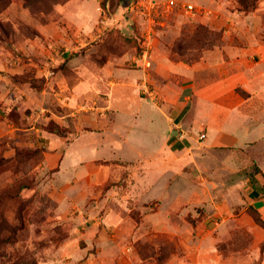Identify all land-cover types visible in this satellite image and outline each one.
Listing matches in <instances>:
<instances>
[{"label":"rangeland","instance_id":"374dc122","mask_svg":"<svg viewBox=\"0 0 264 264\" xmlns=\"http://www.w3.org/2000/svg\"><path fill=\"white\" fill-rule=\"evenodd\" d=\"M40 1L45 0H0V264H201L205 259L200 255L201 239H217L221 220L215 213L219 206H239L241 211L246 209L252 218H257L241 192L245 189L243 186L228 192L227 201L223 197L225 188L235 184L231 173L225 170L229 177L226 179L221 173L224 170H220L221 162L225 158L213 156L201 162L199 156L190 158L191 153L188 157L184 153L176 156L174 165L169 164L173 161L168 158L164 161L166 164H159L158 168L153 166L154 172L149 171L151 166L142 159L131 164L129 161L120 162L127 168L123 180L118 185L106 186L103 193H97L85 204H80L74 202L75 196L72 197L71 181L56 176L57 170L46 167L47 140L43 134L47 132L62 138L76 136L75 119H78L76 123L88 116L103 120L106 114L95 113L105 103L111 105V87L102 83L103 79L107 81L105 67L110 60H115L116 64L124 60L122 65L113 69L115 75L127 74L140 82V91L133 93L131 103L136 105L144 100L150 106L135 121L129 115H117L118 109L111 108L112 113L106 115L107 121L127 126L134 123L127 132L128 147L138 149L141 155L145 154L139 148L141 143L159 144L166 133V123L158 114V108L165 101L156 94L157 85L150 81L154 67L152 65L148 71L144 69L142 54L148 51L153 61L155 46L170 44L179 55L187 54V61H197L202 43L222 42L220 33L195 23L197 17L209 12L192 2L202 9L199 13L181 10L174 14V18L156 19V23H152L150 19L140 18L127 10L110 32L107 31V21L102 20L101 30H95L94 36L71 37V44L65 42L63 45L41 34V24L47 25L58 19L56 12H47L46 3L41 5ZM241 1L244 10L248 8V11L255 10L259 4V0ZM123 20L128 23L121 24ZM169 20L185 24L172 32L165 25ZM189 44L190 49L185 48ZM70 62L80 65L78 68L83 74H92L97 79L99 83L94 80L92 88L104 89L101 99L87 97V89H82L84 93L80 91L81 95L67 101L68 104L55 96L54 90L60 91L58 76L67 78L72 86L77 84L73 80L75 72L69 67ZM81 80L79 83L83 88ZM70 110L77 111L76 118L70 116L61 120V116ZM80 125L91 124L85 121ZM95 138V135L91 136L90 141L94 142ZM129 148L127 156L133 157ZM162 156L167 157L166 154ZM172 165L178 170L171 168ZM164 167L166 170H162ZM139 168L142 180L138 182L152 183L153 188L148 191V196L138 197L136 201L128 193V210H121L122 218L125 221L129 216L133 222L127 226L122 221H115L107 228V218H104L107 195L101 194H107L111 188L124 190L130 187L134 191L136 180L133 173ZM242 173L240 178L245 182L246 170ZM168 189H175L177 193L171 195ZM118 196L113 200L119 199ZM116 204L118 202L114 201L111 205ZM179 207L190 208L186 217L192 227L187 234H183L186 232L183 228H170L174 232L168 234L171 231L153 229L149 222L142 220L143 215L159 208L178 212L175 209ZM91 210L98 221H91L84 215L82 218L90 222L89 225L79 224L77 216ZM198 223H202L204 230L197 229ZM120 232L128 234V238L114 237ZM100 234L105 238L101 239ZM181 236L194 242L192 246L196 248L186 252L182 242L189 245L190 240ZM252 238L246 229H234L228 245L220 244L217 248L220 252H235V264L264 263V258L253 260L255 247ZM261 251L264 252V243Z\"/></svg>","mask_w":264,"mask_h":264},{"label":"crops","instance_id":"0c3cea01","mask_svg":"<svg viewBox=\"0 0 264 264\" xmlns=\"http://www.w3.org/2000/svg\"><path fill=\"white\" fill-rule=\"evenodd\" d=\"M175 1L180 4L196 2L205 7L209 13L197 17L195 23L220 33L222 42L210 47L201 46L199 59L195 62L187 61V56L178 55L170 44H158L153 49L154 59L151 61L154 68L150 81L157 85L156 94L165 101L163 106L158 108V114L166 123V133L161 142L141 143L139 148L145 151V154L141 155L138 149L128 147L127 132L133 128L134 123L128 126L123 123H108L106 115L107 112L112 113L111 108L118 109L117 115L126 114L136 120V117L142 115L150 106L144 100L136 105L131 103L130 97L140 91V82L127 74L115 75L113 69L122 65L124 60L119 64L110 60L105 67L107 81L103 79L102 83L111 87V105L105 103L98 109V113H95L106 114L105 118L99 120L97 116H88L86 120L77 123L78 119H75L74 131L78 133L76 136L62 138L45 132V165L50 170H57L56 176L70 180L74 202L85 204L97 193H103L106 186L118 185L123 180L127 168L119 164L120 162L129 161L131 164L142 159L151 166L149 171L154 172L156 169H153V166L158 168L159 164H166L164 161L168 158L173 161L169 164L174 165L176 156L184 153H187V157L191 153L190 158L199 156L201 162L208 157H223L226 160L221 162L220 170L224 169L221 173H224L225 179L229 178L226 172L231 173V179L235 183L225 188L223 197H226L227 201L229 193L237 186H243V196L247 197L253 212L264 222V0H259L258 7L251 11L244 10L240 0ZM134 2L135 0H65L55 8V17L58 20L47 25L41 24L40 32L47 39L53 38L63 45L65 42H72L71 37L94 36L95 30H101L99 26L102 20L107 21V31L110 32L115 22L124 18L125 12ZM170 21L165 25L172 32L174 29L180 30L185 24ZM124 23L128 22L123 20L121 24ZM69 67L75 72L73 80L77 84L72 86L67 78L58 76L60 91L54 90L55 96L68 104L67 101L81 95L80 91L84 93L82 89H87V97L93 100L101 99L104 89L100 91L92 88L97 79L92 74L80 72V65L75 62H70ZM80 79L83 88L79 83ZM70 116L76 118L77 111H66L60 119L65 120ZM148 120L153 123L151 117H148ZM85 121L91 125L81 126L80 122ZM93 135L96 136L94 142L90 141ZM128 148L133 157L127 156ZM165 154L166 159L162 156ZM173 165L171 168L178 170ZM162 170H166V167ZM244 170L247 173L246 177L243 176L246 178L245 182L240 178ZM139 174L140 168L133 173V179L136 180L134 191L130 187L124 190L111 188L107 194H101L107 195V210L104 216L107 218V228L115 221H122L127 226L132 221L129 216L123 221V211L121 212L128 210V193L135 198L134 201L138 197L149 195L148 191L154 185L145 181L139 183L138 180H142ZM168 190L171 195L177 193L175 189ZM115 196L119 199L113 200ZM114 201H117L118 205H111ZM179 209L180 207L175 209L177 212L159 208L151 214L143 215L142 220L149 222L148 225L153 229L160 228V231L165 230L166 233L171 231L168 234L174 232L170 228H183L186 231L183 234H187L192 227L186 217L190 208ZM240 211L239 206L237 208L235 205L219 206L215 213L216 218L221 220V224H218L217 239H201L200 255L205 258L201 264H235V252H220L217 248L220 244L228 245L234 229H246L252 234L254 261L264 258V252L261 251L264 228L246 209ZM93 213L92 210L81 212L77 221L81 225H89L90 222L82 218L84 215L89 216L91 221H98L93 217ZM197 229L204 230L202 223L197 224ZM115 236L128 238V234L123 232ZM99 237L105 238L103 234ZM107 238L110 239L108 234ZM182 238L190 240L187 237ZM193 243L190 240L188 245L183 241L182 247L186 252L190 251L195 247L192 246ZM230 253L231 256L228 255Z\"/></svg>","mask_w":264,"mask_h":264},{"label":"built area","instance_id":"2783aa9c","mask_svg":"<svg viewBox=\"0 0 264 264\" xmlns=\"http://www.w3.org/2000/svg\"><path fill=\"white\" fill-rule=\"evenodd\" d=\"M181 10L197 14L202 9H198L192 4H180L175 0H135L128 12L156 23V19L171 18L177 11ZM142 61L146 71L152 68V61L148 51L142 54Z\"/></svg>","mask_w":264,"mask_h":264},{"label":"trees","instance_id":"16d2710c","mask_svg":"<svg viewBox=\"0 0 264 264\" xmlns=\"http://www.w3.org/2000/svg\"><path fill=\"white\" fill-rule=\"evenodd\" d=\"M65 0H45L44 2H41L40 1V4L41 5H43L44 3H46V8H47V12H51V11H53V12H55V8H56V6H58V5H60V4H62L63 2H64ZM28 2H31V0H28ZM33 2V1H32ZM240 3L242 4V5H244L243 3H242V1L240 0ZM105 6V3L103 4V7ZM28 7V6H27ZM246 11H248V8H247V10ZM250 11V10H249ZM48 15V14H47ZM212 45H214V44H210V43H207V41H205L204 43H202L201 45H200V48H201V46H207V47H210V46H212ZM185 48H188V49H190V44L188 45V46H186ZM185 48H183L184 50H186ZM188 51H190V50H188ZM176 52V51H175ZM187 51H185V53H186ZM178 54V53H177ZM179 55V54H178ZM181 56V55H180ZM183 56H187L188 57V55L187 54H183ZM189 61V60H188ZM259 225H261L263 228H264V222L257 216V218H256V220H255Z\"/></svg>","mask_w":264,"mask_h":264}]
</instances>
